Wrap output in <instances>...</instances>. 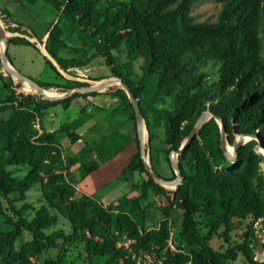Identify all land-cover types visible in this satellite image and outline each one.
Wrapping results in <instances>:
<instances>
[{"label":"trees","instance_id":"16d2710c","mask_svg":"<svg viewBox=\"0 0 264 264\" xmlns=\"http://www.w3.org/2000/svg\"><path fill=\"white\" fill-rule=\"evenodd\" d=\"M38 1L53 6L59 14V21L51 26L47 39L48 54L66 73L85 67L91 58L102 59L111 77L121 79L139 100L150 134L154 127H164L163 152L168 155V163H171L170 153L182 148L196 123L202 120L198 116L208 111L221 119L227 137L259 135L264 140V0H214L223 5L219 20L214 24L193 22L190 7L198 0H28L30 4ZM0 18L8 32L35 38L22 25L12 28L7 11ZM61 19L68 22L73 33L82 36L80 48H69L63 40ZM8 42L39 51L35 43L22 37L10 38ZM63 50L78 57L63 59L59 55ZM197 58L220 64L215 94L205 90L201 81L187 79L190 66ZM44 59L51 70L64 79L56 66L47 57ZM139 61H143L144 66L143 76L137 82L132 78V70ZM32 80L45 91L60 88ZM0 82V194L3 197L18 195L23 199L35 186L46 188L50 183V190L68 204V210L82 215L89 233L106 238V232L114 227L125 231L137 254L144 257L156 254L168 235L165 229L147 230V215L141 202L148 199L150 191L160 197L166 196L168 189L146 170L134 107L126 91L122 87L108 90L121 101L123 111L134 124L138 148L120 180L130 183L136 174H145L148 180L143 183L139 197L122 199L112 211H107L99 202L79 195L70 170L88 153L96 152V161L80 167L82 177H86L117 152L107 151L104 140L76 158L65 159L57 133L46 132L40 123L43 111L56 106L67 109L76 98L93 97L98 93H75L59 101L35 102L16 96L14 89L21 87V82L14 85L2 73ZM18 98L22 101L17 102ZM167 99H172L171 108L157 106ZM37 121L41 133L36 129ZM83 121L84 118H80L58 132L66 133L75 144L80 139L75 130ZM221 136L222 129L213 118L197 134L202 144L195 139L178 157L183 185L175 193V205L183 212L181 237L191 253L189 257L176 256L165 264H232L240 255L246 264H264L254 261L245 247L256 233L255 224L260 223L264 232V171L261 168L264 160L256 154L258 143L251 140L239 148L237 163H233L222 150ZM152 137L150 161L157 172ZM11 167H28L29 172L19 178L12 176ZM127 207H130L128 214L124 213ZM114 211L119 212L115 217ZM38 216L40 219L32 223L22 222L28 224L27 230L34 240L21 253L13 247L10 252L0 247L1 264H39L30 259V255L35 254L38 258L44 250L37 237L43 236V231L57 221L48 214L38 213ZM203 217L213 224L203 225L198 220ZM69 220L76 224L73 218ZM18 228L19 225H13V233ZM242 228L245 233L239 239L243 241H234V233ZM1 230L0 224V233ZM215 237L224 247L216 249L211 245ZM60 238H66L63 232L57 233V239ZM0 246H3L1 242ZM115 252L94 251L90 253L91 264H96L94 260L100 258H109L106 264H122L123 257ZM62 263L60 259L45 264Z\"/></svg>","mask_w":264,"mask_h":264},{"label":"rangeland","instance_id":"374dc122","mask_svg":"<svg viewBox=\"0 0 264 264\" xmlns=\"http://www.w3.org/2000/svg\"><path fill=\"white\" fill-rule=\"evenodd\" d=\"M16 3L17 2L13 0V6L18 5ZM19 10L20 11L17 12L18 14L22 15L23 13L24 15V13H27L25 14L26 17L24 21H21V24H23L22 26L28 28L31 36L35 37L37 42L41 44V36L46 32V27L51 18L55 20V23L59 21V14L57 10L53 6L45 4L42 1H38L33 5H28L27 2H24V6H21V4L19 5ZM222 10V3L214 0H198L191 5L189 16L193 19L194 23L214 24L218 22ZM33 19L36 20L35 25L31 23L33 22ZM0 22L5 32L9 33L2 19H0ZM60 26L64 30L66 40L70 45L74 46L76 43L79 45L82 44V36L79 33L71 34L70 26L65 19H61ZM1 43L2 40L0 37V52L2 51ZM39 46L44 49L43 46ZM8 53L10 58L13 59V68L20 74L47 85H55L60 87L59 89L45 91V93L49 96L65 95L63 94L65 91H68L66 94H69L73 90L86 88L81 87L78 84H90L92 86L95 82H99L97 80L103 78H112L110 69L100 58H91L88 60L85 67L73 70L70 73L63 71L64 74L61 73L64 76L63 79L62 77H58L57 74L51 70L49 65L46 63L41 50L39 53L33 47L11 45L9 47ZM143 66V61H139L133 67L132 78L137 82L140 81L143 76ZM220 69V64L214 60L197 58L193 60V63L190 66L187 79L201 81L205 90L211 94H215L219 83ZM0 73L5 76L8 82L13 81L14 85H18L19 81L6 70H4L1 61ZM78 79H84L88 82L80 81ZM115 87H121V85L115 84L114 88ZM14 92L16 93L17 97L22 96L24 99L31 98L35 102L48 101L28 83H22V86L14 89ZM19 101L22 100L18 98L17 102ZM97 102L98 101L94 102V104H97ZM93 105H88L83 117H92L93 121L91 124H99V129L103 130L105 128L103 122L105 121L106 114L104 112H98L94 110ZM157 106L163 109H169L172 107V99H167L164 104L159 103ZM80 116L81 114L78 104L72 106L68 110H65L62 106H56L47 111L45 116H40V123L42 124L44 130L58 131L62 126L73 123V121L78 119ZM204 116H207V119L205 120L203 126L208 124L211 119L214 118L217 121L220 129H222V122L218 119V117L209 111L205 112ZM198 118L201 120L203 115L198 116ZM36 124V129L39 131V133H41L39 121H37ZM91 124L82 129L79 128V130L76 131L77 134L83 135L85 133V129L90 127ZM200 124L202 126V122L198 121L195 128L201 127ZM213 128L217 130L215 125H213ZM144 135V149L150 165V137L153 135L152 148L156 153L155 159L157 164V173L165 180H176L177 171L174 169L172 163L179 164V156L176 152L170 153L169 159L171 163H168V155L163 152V141L165 137L164 127H154L152 134H150L147 128V131L145 130ZM58 138L63 148L66 149L71 145V141L67 134L59 133ZM86 138L87 136L85 135V140L77 145V150H86V148L91 146V143L86 141ZM195 139H197V141L202 144V141L197 136ZM250 141L251 140H242V138L238 136H226L227 153L231 146L240 144L244 146ZM105 148L107 151L112 149L115 150L108 142H106ZM124 154L125 152L122 154V156L117 157L116 162L120 161L121 164H124L126 161ZM121 157L122 159H120ZM228 158L233 161V163H237V160H233L230 157ZM66 159L69 158L66 157ZM261 168L264 171V164L261 165ZM73 170H70V173L72 178H75L77 181L76 177L80 178L82 176L80 169L78 167L74 168ZM9 171L12 173V176L14 174L16 177L23 178L29 172V168L11 167L9 168ZM102 173H97L93 178H88L87 183L93 179H99L98 181L101 183L105 182V186L103 188L98 189L95 186L92 188L89 185L91 182L87 185L91 191H94V193H92L93 198L101 201L100 204L102 206L107 205L106 209L103 207V209L107 211H112V209H114V207L122 199H132L139 197L142 194L141 187L143 183L148 180L147 175L136 174L130 183H125L122 180H116L113 177V173L108 175ZM45 183L48 184L49 181L46 180ZM48 185L49 186L46 188L42 185L35 186L26 193L23 199H21L18 195L13 196V194H11L10 196L3 197L0 194V224L2 226L0 242L3 244V246L0 247H5L9 252L12 247L18 253L23 252L26 246L34 240V236L27 230L28 224L30 222H34L35 219H40L38 213H42V215L48 214L51 218L55 219L57 223L54 226H51L49 229L44 230L43 236L37 237L38 241L40 242V247H43L44 250L39 253L40 255H38V258H36L35 254L30 255V259L34 262L38 261L39 264H45L49 261H60V259L63 261L62 264H91L90 253L94 251L115 252L117 250L119 256L123 257L122 264H124V262L130 264H165L176 256H190L191 248L181 237L183 212L175 205V193L179 188L177 185H161L168 189V194L166 196H155L154 193L150 191L148 199L141 202L142 207L146 211L147 215V230L151 232L165 229L168 235V239L164 244L160 245L161 248L158 249L156 254L148 257L141 256L133 250L132 241L130 240L129 236L124 233L125 231L118 230L114 227L109 228L105 234L106 238H101L97 236V234L95 235L89 233L86 230L85 225H83L85 220L83 219L82 215H78L76 212L73 213L69 211L67 208L68 204L50 190V183ZM79 195H81V193H79ZM129 211L130 207H127L124 210V213L128 214ZM118 214V211L112 212L114 217ZM70 217L75 220V225H73L69 220ZM198 220L202 222L203 225L213 224L212 221H209L204 217L201 219L199 218ZM23 221H27L28 224L22 223ZM13 225H19V230L14 233ZM254 228L256 233L254 234V237H250L248 239L245 245L246 251L254 258V261L258 263H264L259 257V234L261 233L262 225L257 223L254 225ZM59 232H63L66 238L57 239V233ZM244 233L245 232L243 231V228L237 230L234 233V241L242 242L243 239H239V237ZM77 237L79 239L76 242L75 238ZM262 241L264 243V238ZM211 245L216 249L224 247L222 241L218 237H215L211 241ZM225 247L227 246L225 245ZM108 259L109 258H100L94 260V262L96 264H106ZM232 264L246 263L243 256L240 255L237 262Z\"/></svg>","mask_w":264,"mask_h":264},{"label":"crops","instance_id":"0c3cea01","mask_svg":"<svg viewBox=\"0 0 264 264\" xmlns=\"http://www.w3.org/2000/svg\"><path fill=\"white\" fill-rule=\"evenodd\" d=\"M18 5L13 6V0H0V16L2 15V13L4 11H7L10 15L9 21L11 23V27H17L18 25H23L21 24V21H24L27 13H22L18 14L17 12H19V5L21 4V6H24V2H27V4L29 5L30 3L28 2V0H15ZM35 4V3H34ZM33 5V4H30ZM28 12V11H27ZM1 19V18H0ZM33 22H31L32 24L35 25L36 20H32ZM55 23V20H53V18H51V20L48 22V25L46 27V32L41 36V41L42 44H44L45 46L47 45V39L49 37V32L51 29V26ZM24 27V26H23ZM38 27V25H37ZM25 28V27H24ZM23 28V29H24ZM63 30V29H62ZM71 34H74L72 31H70ZM7 33V32H6ZM28 33L30 34L29 30ZM13 37H22L25 38L27 40H29L32 43L36 44V47L39 48L38 52L40 53V50L42 51V55L43 57L45 56L44 54V50L39 46L41 45V43H38L36 38H31L28 36H24L21 35L19 33H7V38H13ZM63 40L65 41V43L68 45L69 48H80L81 45L79 44H74V46L70 45L65 37V33L63 30ZM39 44V45H37ZM11 45H9L10 47ZM42 46V45H41ZM30 47V46H29ZM36 50V49H35ZM9 52V48L7 53ZM9 55V53H8ZM60 57L63 59H74L77 58V56H75L74 54L69 53V51L67 50H63L60 52ZM74 55V56H73ZM46 57V56H45ZM10 58V56H9ZM11 61V65L13 66V59L10 58ZM9 61V62H10ZM73 71V70H72ZM108 78H103L98 80L103 81L106 80ZM80 81H84V82H88L87 80L84 79H78ZM114 87L113 86H109L107 87L104 91L102 92H98V94L96 96L93 97H79L76 98L75 100H73L69 106V108L65 109L63 106V108L65 110L70 109L72 106L78 104L79 109H80V114L81 116L78 118H84L83 116L85 115V111L86 108L88 107V105L90 104H94V102L98 101L97 104H94V110L98 111V112H104L106 114L105 117V121L103 122V125L105 126V128L103 130L99 129V124H91V122L93 121V118H84L83 124H81L76 130H79V128H84L86 126H88L89 124L90 127H87L85 129V133L83 135H79L80 139L75 143L72 144L70 146H68L66 149L63 148L60 144L61 150L63 152V156L66 159V157H68L69 159H73L78 157L84 150H77V145L82 143L85 139V135L87 136L86 141L91 143V146L86 148V149H94L96 147V145H98L99 143H101L102 141L106 140V142H108L109 144H111V146L115 149V151L117 152V155L115 157H113L112 159H110L108 162H106L105 164H103L97 171H95L94 173L86 176V177H76L77 181L75 179V188L78 190L79 193L84 194L86 196H88L89 198L101 203V201H98L96 199L93 198V194L94 191H91V189L89 188V186L87 185L88 183H90V187H96V188H103L105 186V182H100L98 181L99 179H93L90 182L87 183L88 178H93L97 173H102L105 175H108L110 173H113V177L117 180H120V176L124 170V168L131 162V160L133 159V157L136 155L138 148L136 145V135H135V126L134 124L130 121V117L128 114H126L123 111L122 105H121V101L118 98L113 97L112 95L109 94L108 90L110 88ZM52 109V108H50ZM45 110L42 113V117L45 116L46 112L49 111ZM76 119V120H78ZM75 120V121H76ZM73 121V122H75ZM70 124V123H69ZM67 125V124H66ZM65 126V125H64ZM63 127V126H62ZM61 127V128H62ZM48 133H57V139L59 141L58 138V134H59V130L55 131V130H45ZM66 134V133H64ZM77 134V132H76ZM78 135V134H77ZM68 136V135H67ZM60 143V141H59ZM125 152V163L121 164L120 161H117V157L122 156V154ZM123 155V156H124ZM122 159V157L120 158ZM119 159V160H120ZM97 160V154L96 152H91L88 153L84 158H82L80 160V162H78L75 166H73L71 168V170H73L74 168H78L80 169L81 165H88L94 161ZM86 161V162H85ZM117 169V170H116ZM116 170V171H115ZM74 171V170H73ZM107 183V182H106Z\"/></svg>","mask_w":264,"mask_h":264},{"label":"water","instance_id":"95a60500","mask_svg":"<svg viewBox=\"0 0 264 264\" xmlns=\"http://www.w3.org/2000/svg\"><path fill=\"white\" fill-rule=\"evenodd\" d=\"M0 37L1 40L4 44V47L1 49L2 51L0 52V61L1 64L4 68V70H6L9 74H11L12 76H14L19 82L21 83H28L31 86H33L38 92L39 94L43 95V97L48 100V101H59V100H63V99H67L69 97H71L72 95H74L75 93H81V94H85V93H93V92H102L104 91L107 87L109 86H113L115 84H120L122 89L126 91V93L128 94V97L134 107V111H135V115H136V121H137V129H138V136H139V140L141 142V154H142V158L144 160L145 163V167L147 172L149 173V175L160 185H167V186H174L177 185L178 187L183 185V177H182V173H181V169L179 164H175L172 163L174 169L177 171V179L173 180V181H168L163 179L150 165V162L147 160L146 154H145V149H144V130L147 131L146 125H145V120L143 118V114L141 112V108H140V104H139V100L134 96V94L131 92V90L129 89V87H127L123 81L121 79L118 78H110V79H106L100 82H95L92 86L90 87H86V88H82V89H76L73 90L71 93L69 94H65V95H58V96H53V97H48L47 95H45V89L41 88L37 83H35L32 79L20 74L19 72H17L12 65L10 64L9 60H8V48H9V42H8V38H7V33L5 32V30L3 29L1 22H0ZM44 47V54L45 56L56 66V68L60 71V73H63V70L61 69V67L55 62V60L48 54V51L46 50V46L44 44H41ZM207 119V116L203 115V118L201 120L202 122V126L199 128H195L193 130V132L191 133L188 141L182 146V148L177 152L178 156L182 155L188 148L189 146L192 144V142L194 141V139L196 138L198 132L200 131L199 129L203 127L205 120ZM220 121L221 119L218 118ZM222 122V121H221ZM242 140H254L258 143V146L256 148V154L260 157H262V159L264 160V140L261 136L256 135V136H247V137H242ZM221 144H222V150L225 153V155H227L228 157L229 154L227 153V144H226V130L225 127L222 123V136H221ZM242 146V144L240 145H236V148L239 150V148ZM175 153V152H174ZM232 158V157H230ZM238 156L233 157V160H237ZM263 238H264V232H261L259 234V257L260 259L264 262V243H263Z\"/></svg>","mask_w":264,"mask_h":264},{"label":"bare ground","instance_id":"6f19581e","mask_svg":"<svg viewBox=\"0 0 264 264\" xmlns=\"http://www.w3.org/2000/svg\"><path fill=\"white\" fill-rule=\"evenodd\" d=\"M1 46H2V48L4 47L3 42L1 43ZM45 95H47V94L45 93ZM47 96L48 97H53V96H49V95H47ZM200 126H201V124H200ZM144 134H145V130H144ZM228 154L232 158L238 156V149L236 148V145L231 146V148L228 150Z\"/></svg>","mask_w":264,"mask_h":264},{"label":"built area","instance_id":"2783aa9c","mask_svg":"<svg viewBox=\"0 0 264 264\" xmlns=\"http://www.w3.org/2000/svg\"><path fill=\"white\" fill-rule=\"evenodd\" d=\"M103 207L106 209L107 208V205H104Z\"/></svg>","mask_w":264,"mask_h":264}]
</instances>
